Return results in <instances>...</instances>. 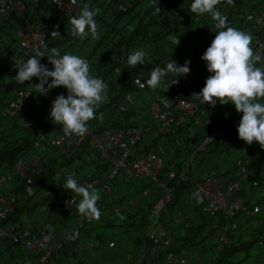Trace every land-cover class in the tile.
<instances>
[{
	"label": "trees",
	"instance_id": "trees-1",
	"mask_svg": "<svg viewBox=\"0 0 264 264\" xmlns=\"http://www.w3.org/2000/svg\"><path fill=\"white\" fill-rule=\"evenodd\" d=\"M22 1V12L0 17V192L13 199V211L0 226L28 232L25 240L31 242L53 234L59 247L53 248L47 262H41L24 243L2 238L0 260L13 252L11 261L21 258L22 264H161L172 252L176 257L190 256V264H264V149L255 141L249 145L238 138L236 128L242 113L231 103L201 104L198 111L204 110L203 118L209 124L196 125L188 118L173 131L160 134L147 106L135 104V98L144 92L160 97L169 89L171 79L199 81L210 75L200 59L217 31L210 15L191 13V0H158L159 13L152 0H81L70 14L61 13L49 0ZM263 3L219 0L216 8L227 16L228 26L251 34L253 48L254 40L264 36V27L258 28L247 17L262 11ZM85 4L99 9L97 35L80 40L71 35L69 17ZM29 24L50 28L43 44L56 47L61 54L86 58L91 74L107 85L106 101L97 108V118L87 124L90 134L67 152H60L53 141L80 135L64 136L49 118L52 101L57 95H66L65 88L57 86L41 95L35 88L36 77L22 85L12 80L14 64L25 53L32 54V50L17 48V32ZM52 31L61 35L53 37ZM173 38L179 39L176 46ZM139 48L147 54L145 64L126 66L127 55ZM39 59L42 63L48 58ZM171 59L178 66L190 61L189 73L172 78L169 74L158 89L140 88L135 83L136 79L143 83L154 67ZM20 91H29L30 99L13 114L8 104ZM129 128L143 133L132 148L131 160L151 152L162 159L156 179L128 177L123 169L108 179L113 170L111 158L105 159L93 147L91 136ZM216 129L224 134L200 149ZM34 157L47 172L38 178L30 175L31 183H27L14 169L18 162L27 164ZM243 167L247 169L244 178ZM64 173H73L78 182L92 183L99 190L98 219L79 223L84 216L75 206L66 212L55 210L53 201L59 194L75 196L62 187ZM57 174L61 175L59 181ZM208 178L217 179L224 188L239 182L237 194L244 198L247 209L256 206L258 211L228 217L204 213V202L197 203L193 193L196 185ZM224 230L225 240L219 241L217 231ZM166 235L174 240L169 249L162 243Z\"/></svg>",
	"mask_w": 264,
	"mask_h": 264
},
{
	"label": "clouds",
	"instance_id": "clouds-1",
	"mask_svg": "<svg viewBox=\"0 0 264 264\" xmlns=\"http://www.w3.org/2000/svg\"><path fill=\"white\" fill-rule=\"evenodd\" d=\"M157 2L152 0L155 12L159 13ZM218 2L191 0L189 4V11L197 17L210 15L217 29L210 45L200 57L206 63L210 75L200 91L192 97L203 105L205 102L210 106H215L217 102L221 105L233 104L235 110L242 113L236 128L238 138L249 145L255 141L264 149V66H256L262 58L251 47L250 33L228 26L227 16L216 8ZM226 2L230 4L231 0ZM98 13V8H90L85 4L78 14L69 17L71 35L80 40L89 36L95 38V17ZM50 35L56 37L61 34L52 31ZM172 42L176 46L179 39L173 38ZM146 55L143 48L134 49L127 55L125 64L132 68L138 64L144 65ZM43 56H47L52 65L51 70L40 62L39 58ZM189 63L185 60L183 65L178 66L171 59L164 66L158 64L154 67L143 83L139 79L135 83L140 88L157 89L164 85L169 74L171 78L188 74ZM14 67L16 74L12 80L17 85L36 77L39 82L35 88L41 95H47L49 90L57 86L66 89L67 94L57 95L49 108L50 120L61 127L64 136L82 135L88 122L97 118V108L107 99V85L100 77L91 74L87 59L68 52L61 54L56 47L48 48L41 43L40 47L32 49V54L25 53ZM117 71L121 72L120 69ZM174 82L171 79V83ZM57 180H61L60 174H57ZM62 187L78 197V201L74 198L73 202L80 215L92 219L100 217V209L96 206L100 192L92 183H80L73 173H64Z\"/></svg>",
	"mask_w": 264,
	"mask_h": 264
},
{
	"label": "built area",
	"instance_id": "built-area-1",
	"mask_svg": "<svg viewBox=\"0 0 264 264\" xmlns=\"http://www.w3.org/2000/svg\"><path fill=\"white\" fill-rule=\"evenodd\" d=\"M61 13L70 14L78 6L81 0H49ZM134 2L136 0H122ZM263 10L255 16H248L247 20L253 23L258 28L264 27V3L262 5ZM24 4L22 0H0V17H7L14 11L22 12ZM50 28L42 29L38 25L29 24L26 28L17 32L18 42L17 48L29 49L40 47L41 43L46 38V33ZM253 50L255 53L261 56V61L258 62V67L264 66V36L257 38L253 42ZM46 67L51 70L52 65L48 59L42 62ZM51 79V78H49ZM174 83L170 86V96L151 102L149 105L150 114L156 121L157 132L160 134H166L173 131L174 127L179 126L190 118L196 125L209 124V120H204V110L198 111V106L203 104L192 97L194 93H198L203 87L205 80L194 81L189 78L175 79ZM66 90V89H65ZM67 94V93H66ZM30 99L29 91H20L9 102L8 108L14 114L19 111L24 104ZM205 102L204 105H206ZM89 131L86 130L78 138H64L59 137L53 141V144L60 152L70 151L74 146L80 144L83 139L89 135ZM141 129L129 128L128 130H105L100 136H91V143L94 148H97L105 159H110L113 170L109 177L119 170L123 169L124 173L128 177H147L156 179L162 165V159L156 156L154 153H148L146 156H141L138 160H131L132 148L134 144L139 140L141 136ZM246 168L243 167L241 172L243 178L246 176ZM15 173L27 179V183H31L30 175L34 177H40L46 174V169L40 166V161L34 157L27 164L18 162L14 169ZM173 177V174H170ZM3 180H0V187ZM240 189L239 182H232L225 188L215 178H208L202 182H199L195 188V195L193 198L197 203L204 202L202 211L204 213L214 215L217 213H223L225 217L232 216L236 212H244L253 214L258 211V207L247 209L245 206V200L239 196L237 192ZM75 196L67 197L64 194H59L53 201L55 210L57 212H66L70 207L74 206L73 199ZM78 201V200H77ZM133 203H131L132 205ZM159 209V205L156 206ZM13 211V199L8 200L0 192V223L6 220V218ZM83 220H90L85 217L80 219L79 223ZM159 228V227H158ZM214 228V226H213ZM219 241L225 240V230L217 231ZM28 232L16 230L10 231L3 226H0V239H10L13 243L22 242L26 248L33 253L39 255L41 262H47L50 258L53 248L59 247L57 238L53 234H43L34 242L27 241ZM150 237H153L151 235ZM174 240L171 235H166L162 240L164 249H169ZM190 256L176 257L172 252H169L165 261L161 264H190Z\"/></svg>",
	"mask_w": 264,
	"mask_h": 264
},
{
	"label": "crops",
	"instance_id": "crops-1",
	"mask_svg": "<svg viewBox=\"0 0 264 264\" xmlns=\"http://www.w3.org/2000/svg\"><path fill=\"white\" fill-rule=\"evenodd\" d=\"M18 39V38H17ZM18 42V41H17ZM175 79H177V78H175ZM175 79H173V80H175ZM171 84L172 83H170L168 86H169V88H170V86H171ZM164 93L162 94V95H160V97L158 96V98H153V100L152 101H149V103H148V110H149V105L151 104V102H153V101H155V100H158V99H162V98H167V97H169L170 96V94H171V92H170V89H164V91H163ZM167 96V97H166ZM149 113H150V111H149ZM216 130H221L222 131V129H216ZM215 130V131H216ZM214 132V131H213ZM223 132V134H224V131H222ZM109 175H110V173L108 174V179H111L112 177H109ZM109 183H110V181H109ZM66 196V195H65ZM68 197V196H67ZM77 200H78V197H77ZM85 217H81L80 219H84ZM80 219L78 220V222L80 221ZM2 248H3V244H1L0 243V251L2 250ZM13 256H14V253L13 252H11V253H9L6 257H2L1 258V260H0V264H18V263H20V264H22L23 263V261H22V259L21 258H17V260H12L11 261V258H13Z\"/></svg>",
	"mask_w": 264,
	"mask_h": 264
},
{
	"label": "water",
	"instance_id": "water-1",
	"mask_svg": "<svg viewBox=\"0 0 264 264\" xmlns=\"http://www.w3.org/2000/svg\"><path fill=\"white\" fill-rule=\"evenodd\" d=\"M223 135V132L221 131V130H216V131H214L204 142H203V144L200 146V149H204L205 147H206V145H207V143H209V142H211V141H213V140H215V139H217V138H219L220 136H222ZM172 193H170V194H168L166 197H165V200H164V202H163V205H162V207H164L167 203H168V201H169V199H170V195H171ZM161 207V208H162Z\"/></svg>",
	"mask_w": 264,
	"mask_h": 264
},
{
	"label": "rangeland",
	"instance_id": "rangeland-1",
	"mask_svg": "<svg viewBox=\"0 0 264 264\" xmlns=\"http://www.w3.org/2000/svg\"><path fill=\"white\" fill-rule=\"evenodd\" d=\"M158 89V88H157ZM149 93H151V94H153V93H155V92H150L149 91ZM156 94V93H155ZM155 94L151 97V95H149L147 92H144V94H142V97L141 98H135V104L137 105V106H142L143 108H144V106L146 105L147 106V109L146 110H148V103H149V101H152L153 100V98H154V96H155ZM146 96H149V98H146ZM158 96H159V94H157V96L155 97V98H158ZM148 112H149V110H148ZM148 114V113H147ZM150 114V113H149ZM148 114V115H149Z\"/></svg>",
	"mask_w": 264,
	"mask_h": 264
}]
</instances>
